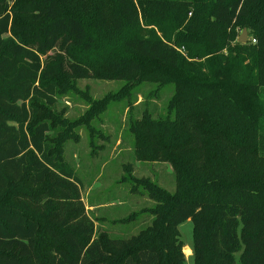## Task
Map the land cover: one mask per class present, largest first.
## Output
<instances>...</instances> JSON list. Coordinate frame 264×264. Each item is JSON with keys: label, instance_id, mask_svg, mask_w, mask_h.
<instances>
[{"label": "trees", "instance_id": "trees-1", "mask_svg": "<svg viewBox=\"0 0 264 264\" xmlns=\"http://www.w3.org/2000/svg\"><path fill=\"white\" fill-rule=\"evenodd\" d=\"M89 77L125 80V100L174 86L165 114L130 119L136 159L176 188L124 166L153 201L128 237L96 225L63 157L52 109ZM188 219L195 264H264V0H0V264H184Z\"/></svg>", "mask_w": 264, "mask_h": 264}, {"label": "rangeland", "instance_id": "rangeland-1", "mask_svg": "<svg viewBox=\"0 0 264 264\" xmlns=\"http://www.w3.org/2000/svg\"><path fill=\"white\" fill-rule=\"evenodd\" d=\"M243 30L236 27L237 39ZM249 36L248 30V39ZM125 82L95 77L78 79L76 89L71 90L76 92L60 96L52 110L72 124L73 133L63 142V157L82 181L81 195L88 213L104 220L96 221L98 227L109 229L114 236V231H123L121 236L128 237L150 224L152 217L140 215L126 223L120 220L153 205V201L143 194V189L132 192V183L121 180L126 175L124 166L132 165L137 177H151L170 191L175 190L176 182L170 163L136 159L134 136L129 130L130 119L140 117L146 106L154 116L165 114L174 86L167 84L161 87L160 93L154 94L158 83L146 82L137 87L136 97L119 99L117 94ZM95 102L101 105L108 102L107 109L88 120V110ZM56 134L55 130L52 135ZM179 230L187 253L184 264H195L194 254L188 248L193 249L194 222L191 219L182 222Z\"/></svg>", "mask_w": 264, "mask_h": 264}, {"label": "water", "instance_id": "water-1", "mask_svg": "<svg viewBox=\"0 0 264 264\" xmlns=\"http://www.w3.org/2000/svg\"><path fill=\"white\" fill-rule=\"evenodd\" d=\"M238 41L240 43H246L248 41V29L245 28L243 33L239 36Z\"/></svg>", "mask_w": 264, "mask_h": 264}, {"label": "crops", "instance_id": "crops-1", "mask_svg": "<svg viewBox=\"0 0 264 264\" xmlns=\"http://www.w3.org/2000/svg\"><path fill=\"white\" fill-rule=\"evenodd\" d=\"M188 248L191 250V253H192V252H193V251H192V248H191V247H188ZM184 252H185V251H184ZM185 254L187 255V253H185Z\"/></svg>", "mask_w": 264, "mask_h": 264}, {"label": "bare ground", "instance_id": "bare-ground-1", "mask_svg": "<svg viewBox=\"0 0 264 264\" xmlns=\"http://www.w3.org/2000/svg\"><path fill=\"white\" fill-rule=\"evenodd\" d=\"M185 250H189L188 248H185Z\"/></svg>", "mask_w": 264, "mask_h": 264}, {"label": "built area", "instance_id": "built-area-1", "mask_svg": "<svg viewBox=\"0 0 264 264\" xmlns=\"http://www.w3.org/2000/svg\"><path fill=\"white\" fill-rule=\"evenodd\" d=\"M255 41V40H254Z\"/></svg>", "mask_w": 264, "mask_h": 264}]
</instances>
